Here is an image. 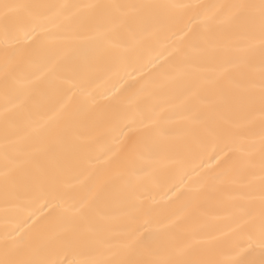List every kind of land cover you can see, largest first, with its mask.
I'll use <instances>...</instances> for the list:
<instances>
[{"label": "bare ground", "instance_id": "6f19581e", "mask_svg": "<svg viewBox=\"0 0 264 264\" xmlns=\"http://www.w3.org/2000/svg\"><path fill=\"white\" fill-rule=\"evenodd\" d=\"M5 2L68 7L22 12L17 39L0 26V250L14 237L68 264L134 235L144 258L183 245L200 264L258 259L264 114L209 80L245 39L223 6L259 0ZM262 59L257 44V73Z\"/></svg>", "mask_w": 264, "mask_h": 264}, {"label": "snow or ice", "instance_id": "6c2138e0", "mask_svg": "<svg viewBox=\"0 0 264 264\" xmlns=\"http://www.w3.org/2000/svg\"><path fill=\"white\" fill-rule=\"evenodd\" d=\"M39 7L54 9L68 6L0 3V26L3 27L5 37L17 39L24 19L21 13L30 15L32 9ZM83 7L107 9L112 7L138 8L147 6L85 5ZM223 7L228 10L229 21L238 22L237 27L243 30L245 39L236 46L228 65L222 66L209 80V84L215 87L222 80L232 81L236 86L243 88L248 103H255L258 100L261 112L264 114V59L261 61L258 73L250 61V55L254 52L257 44L262 57H264V0H259V3H237ZM23 35L26 38L29 37L27 31H24ZM233 72L239 74V80H233ZM261 143L262 175L258 229L254 237H249L248 242V252L253 253L258 249L259 258L240 260L237 264H264V128L261 130ZM145 147H147L146 143ZM228 171L231 172L233 169L229 168ZM236 178L242 187H250L246 175L238 172ZM7 180L8 174L5 173L6 183ZM247 195L249 194H244V196ZM243 214L248 216L252 222H255L257 218L255 209L251 207L243 210ZM70 223L75 224L76 221L70 219ZM72 242L87 248L92 241L87 232L81 231L72 238ZM120 247L123 249L122 254H113L111 258L91 259L84 262L69 261L68 264H200L199 261L188 256L187 248L183 245H177L171 250L158 249L155 254L158 258H144L140 254L141 250L150 252L151 249H142V242L134 235H130L127 242ZM92 251H95V249H92ZM0 264H64V262L49 259L37 250L25 249L13 237L10 241L6 240L2 250H0Z\"/></svg>", "mask_w": 264, "mask_h": 264}]
</instances>
